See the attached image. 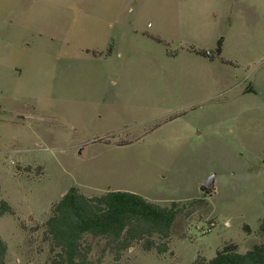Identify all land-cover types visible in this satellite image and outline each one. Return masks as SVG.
I'll return each mask as SVG.
<instances>
[{
    "label": "rangeland",
    "instance_id": "1",
    "mask_svg": "<svg viewBox=\"0 0 264 264\" xmlns=\"http://www.w3.org/2000/svg\"><path fill=\"white\" fill-rule=\"evenodd\" d=\"M16 1L0 11H22L8 39L30 44L39 65L0 95L7 264L49 262L41 228L73 186L161 206L202 200L176 221L168 253L134 245L115 263L95 242V264H192L228 243L241 253L262 243L264 0H24L17 12ZM219 41L221 58L194 53ZM8 80L0 66V89Z\"/></svg>",
    "mask_w": 264,
    "mask_h": 264
},
{
    "label": "trees",
    "instance_id": "2",
    "mask_svg": "<svg viewBox=\"0 0 264 264\" xmlns=\"http://www.w3.org/2000/svg\"><path fill=\"white\" fill-rule=\"evenodd\" d=\"M222 51L219 41L213 51L194 53L213 61L221 58ZM200 189L207 196L213 192L204 186ZM200 201H173L161 206L127 191L89 196L73 186L51 206L50 216L42 225L43 236L52 250L47 264H95L92 258L95 242L104 243L115 263L134 245H141L145 252L166 254L176 221L189 217L192 206ZM7 214H14L12 207L0 201V217ZM259 230L263 241L252 249L241 253L237 244L228 243L212 259L200 258L192 264H264V218ZM7 263L8 245L0 237V264Z\"/></svg>",
    "mask_w": 264,
    "mask_h": 264
},
{
    "label": "crops",
    "instance_id": "3",
    "mask_svg": "<svg viewBox=\"0 0 264 264\" xmlns=\"http://www.w3.org/2000/svg\"><path fill=\"white\" fill-rule=\"evenodd\" d=\"M24 0H17L16 1V9L15 11H19L22 5V2ZM28 2H30L33 5V0H28ZM6 6V0H0V11L2 9V7ZM240 5H242V2L238 3V2H234L231 3L230 5V9H232V11L230 13H233V11L235 12V6L239 7ZM22 11H20L18 14H11L9 16H4L3 13L0 12V36L4 39L5 42H8L9 44L0 47V56H5V58H7L8 60L4 61V64L0 63L1 66V70L3 71V73H5L9 80L5 85V88L0 89V95L3 94H8V86L11 83V85L13 86V91L17 90V88L15 86L19 85V82L21 80V77L23 75V71L25 69L28 70V72L30 73L31 70L33 71V69L36 67V65H39V62L34 61V56H35V49L30 46V44L23 46V45H19V46H13L11 44V40L8 39L9 38V28L7 30V25H12V27H16L17 26V21H18V17L21 15ZM18 50L19 52L23 51L26 52L28 55H32L31 58V62L24 64L25 63V58L24 60L21 61V63H17V57H18ZM212 63V62H211ZM3 66H6L5 68ZM9 95V94H8ZM15 101V100H14ZM3 105V103H2ZM7 109V107L5 108ZM3 122V121H2ZM189 201V200H186ZM183 202V201H182Z\"/></svg>",
    "mask_w": 264,
    "mask_h": 264
},
{
    "label": "water",
    "instance_id": "4",
    "mask_svg": "<svg viewBox=\"0 0 264 264\" xmlns=\"http://www.w3.org/2000/svg\"><path fill=\"white\" fill-rule=\"evenodd\" d=\"M214 178L215 175L210 176L209 178H207L204 183L203 186L206 187L209 190H214Z\"/></svg>",
    "mask_w": 264,
    "mask_h": 264
}]
</instances>
